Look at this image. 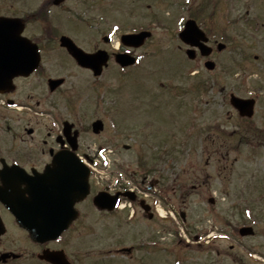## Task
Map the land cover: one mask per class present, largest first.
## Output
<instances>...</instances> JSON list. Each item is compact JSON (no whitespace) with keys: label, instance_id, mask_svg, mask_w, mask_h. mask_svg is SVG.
<instances>
[{"label":"rangeland","instance_id":"1","mask_svg":"<svg viewBox=\"0 0 264 264\" xmlns=\"http://www.w3.org/2000/svg\"><path fill=\"white\" fill-rule=\"evenodd\" d=\"M42 1L0 0V13H8L12 5L19 14L34 13ZM176 1L179 0L139 2L143 7L139 8L138 20L147 24L148 15L155 13L163 27L155 26L152 39L139 52L141 61L136 69L120 72L113 64L109 77L99 82L92 78L80 80L84 76L71 67L63 70L70 81L65 92L59 94L61 99H56V112L62 117L72 112L61 103L66 93L87 95L86 104H90L86 109L90 107L92 112L88 120L105 119V132L95 141L108 146L116 162L126 167L129 187L136 188L131 177L140 173L141 157H147L148 169L156 165L164 178L162 186L176 188L175 193L164 187L158 191V204L168 214L166 220L159 217L148 226L137 215L130 219V210L124 219L97 220L93 233L97 256L90 264H264V18H259L264 15L260 12L264 10V0H219V10H223L225 18L235 7L230 16H243L263 27L256 25L260 29L255 34L249 25L248 29L240 27V34L225 25V43L241 42L234 37L243 36V44L253 46L239 50L229 46L221 55L219 73L202 67L191 76L181 74L186 68L178 43L181 41L178 36L173 39L170 29L177 17ZM197 1H192V9ZM128 2L131 7L133 0ZM107 3L109 9L112 6L108 10L112 19L121 20V0ZM150 3L153 7L147 8ZM99 7L97 10L102 9ZM134 11L129 8V19ZM126 30L120 29L115 41ZM230 92L239 96L253 94L258 99L251 119L255 126L252 124L253 131L246 135L250 142L241 139L245 132L238 126V118L227 117ZM221 145L220 151L229 152L228 158L220 159ZM168 155L173 158L162 161ZM195 185L202 188L196 189ZM181 212L186 213L185 222ZM244 225L253 226L255 234L241 237L238 230ZM140 229L149 232L147 237H139ZM74 235L79 234L74 231ZM80 237L89 240L91 234L85 231ZM80 242L79 251H83ZM131 246L138 247L132 256L118 254L119 248ZM106 249L113 250L104 252Z\"/></svg>","mask_w":264,"mask_h":264},{"label":"flooded vegetation","instance_id":"2","mask_svg":"<svg viewBox=\"0 0 264 264\" xmlns=\"http://www.w3.org/2000/svg\"><path fill=\"white\" fill-rule=\"evenodd\" d=\"M139 2L142 0H133L132 6L129 7L128 0H125L121 6L123 16L121 20H118L119 22H115L117 19L115 21L112 19V15L108 11L111 6L109 9L107 0H84L82 3L80 0H65L59 5H55L53 0H44L34 13L19 14L13 5L8 14L0 13V16L21 18L24 24L21 34L23 38L19 39L21 49L11 50L10 55L25 57L26 48L28 49L26 39L38 47L40 55V63L33 73L29 76L16 77L12 89L0 91V196L6 194L10 200L6 203L0 200V264H56L55 262L90 264L96 257L93 244L96 221L109 217L124 219L128 216L129 210L126 206H122L126 202V197L123 194L129 187L126 167L118 164L112 155H107L108 146L97 145L95 141L97 136H101L105 132V127L103 131L96 134L93 124L99 119L105 122V119L99 117L91 121L88 120L87 117L92 112H89L90 107L86 109L90 104V102L86 104L87 95L84 96L86 91L82 95L84 97L70 96L66 93V99L62 98L64 102L61 101V103L66 104V108H71L72 112L66 113L63 117L56 112V107L58 106L57 100L61 99L59 94L65 92L67 83L70 81V76L63 74L65 68L71 67L79 76L83 75L84 77H80V80L92 78L93 81L99 82L109 77L108 73L113 64L119 68L114 59L116 54L129 53L139 59L138 54L141 49L122 45L118 50L112 48V40L115 39L119 28L127 29L123 33H139L144 30H152V26L158 24L154 16L155 13L149 14L150 20L146 26H144V22L138 20L137 15H140V9L143 7ZM197 2L199 3L192 9L191 0L176 1L174 4H176L177 17L170 29L173 31V39L175 36L179 38L186 23L195 21L208 38L207 45L211 49V54L210 56H201L197 53L194 60L186 57L184 59L186 62L185 75L191 76V67L194 64L196 65L194 68L196 75L208 60L214 61L216 66L212 70H205L217 74L221 70V55L229 46L233 50L248 49L253 46V44H243V36L234 37L241 42L235 40V42L225 43L223 37L225 25L226 28L230 27L233 33H240L242 32L240 27L245 28V24H248L254 28V23L247 19L244 21L240 17L230 16L234 9L227 12L228 16L225 18L223 10H219L221 8L219 0H198ZM100 5L102 9L97 10ZM147 7L152 8L153 5L147 4ZM129 8L133 11L137 8V12L134 11V16L130 19L127 16ZM185 8L187 13L186 16H183ZM113 25H115L114 29ZM62 37L72 39L88 55L100 53L99 58H94V61L105 60L107 55L109 59H107V64L104 63L101 75L95 76L92 69L79 65L68 50L61 45ZM222 43L226 45V49L219 50L218 46ZM180 44V50L185 55L190 46ZM29 52H31V47ZM50 81L62 83L51 90ZM81 92L83 90L79 93ZM232 94L235 93L230 92V97ZM103 95L101 93V97ZM240 97L248 98L247 96ZM66 116L68 117L66 118ZM227 117L232 120H234L233 117L238 118V126L241 127V131L245 132L241 139L250 142L251 139L246 135L253 131L252 124L254 126L255 124L252 120L241 117L239 112L233 108L227 112ZM84 118L89 123H85ZM235 133H237V129L236 132H232V135L234 136ZM262 136H264V132ZM222 147L221 145L219 151ZM220 156V159L228 158L229 152L225 154L220 151ZM172 158L171 155H168L162 161L167 162ZM60 160L70 162V164L74 161L84 164V166L75 165L80 168L82 173L86 172L87 174L89 195L83 201L72 202L78 194L73 180L62 178L57 181L59 184L54 188L56 181L45 177L46 173L49 172L51 175L54 172L57 167L54 163ZM141 160L143 163L147 157H141ZM108 161L110 162L109 168L105 165ZM159 161L157 159L156 162ZM66 164L69 165L66 168L74 167L69 163ZM95 166L105 174L101 182L96 180ZM140 168V173L136 175V178L131 177L137 184V191H133L135 194L133 204L137 212L135 211L132 218L137 215V219L140 218L147 222L149 226L159 221L154 206L157 192L161 191V187L163 190L164 187V189H168V192L173 190L175 193L176 188L175 186H167V188L162 186L164 178L156 165L151 169L154 175H150L144 166ZM33 186L47 187L49 190L46 194L54 195L55 199L61 200L60 202L40 203L41 208L46 210L45 214L50 213L47 211L48 209L56 210L55 214L60 226L69 225L68 229L63 231L57 239L32 240L29 233L17 224L15 215L11 211L12 208H19L20 205L12 202L15 200L16 194H23L27 199L30 197V188ZM194 188L200 189L202 186L195 185ZM145 192L148 194L147 198H145ZM99 193H104L110 200H112V196H115L117 207L112 211L96 207L94 200ZM22 205L26 204L22 203ZM79 228L80 231H78ZM74 231L79 235L75 236ZM85 231L91 234V239L83 240L80 237L85 234ZM139 232L141 239L147 237L149 233L144 229H140ZM79 238L84 247L83 251H79L81 243ZM137 248L133 247L132 251L135 252ZM107 251L111 252V249ZM49 255L54 257V261L46 259Z\"/></svg>","mask_w":264,"mask_h":264},{"label":"water","instance_id":"3","mask_svg":"<svg viewBox=\"0 0 264 264\" xmlns=\"http://www.w3.org/2000/svg\"><path fill=\"white\" fill-rule=\"evenodd\" d=\"M62 0H55L56 3L61 2ZM17 23V21H15ZM14 26V20H9V19H3L0 18V88H6L10 84L12 78L16 75L19 74H28L36 65L38 62V57L37 53L35 51V48H31V52H29V48L27 50L28 56L27 59L24 61H20L18 58L16 63L11 62L10 60L11 57L9 55L10 51L13 49H19L20 47L16 45V43L10 42V38L15 39L16 41H19L20 36V30L17 29H12L11 28ZM150 34L144 33L141 35H134V36H125L123 38L124 43L128 45H134V46H140L143 44L145 38L149 36ZM199 33L197 31L192 32V37L196 40L198 38L200 39ZM181 37L186 40L187 34L182 33ZM15 41V42H16ZM63 45H66L71 53L74 55V57L80 61L83 65L87 67H92L93 62L96 63L98 66H101V64L104 63V60H97L94 61V58H97V56H89L82 51H80L78 48H76L68 39H63ZM29 46V45H28ZM98 59V58H97ZM106 60V58H105ZM120 62L122 65H128L134 62V60H130L127 58V56H122L119 58ZM232 103L233 105L240 110V112L243 115H248L252 116L253 115V106L254 102L253 101H245L239 98H232ZM102 128V125L100 123L95 124V130L98 131ZM60 165L58 168L54 169V172L49 175H45V177H49L52 180H55V186L54 188L59 184L57 181H60L62 178L63 179H71L75 182V187L77 189L78 194L76 195L75 200H72V202L77 201L78 199H82L84 196L87 195L88 193V188L86 186V180H87V174L86 172H81L77 164L71 163V165H74V167H69L66 168L64 167L66 163H70L67 161H57ZM57 165V163H55ZM77 182H79L77 184ZM30 198L26 199L23 194H18L21 195V199H15V203L20 204L19 208H12V211L16 214L17 219L20 221L21 225L25 226L30 232L31 235L35 238L40 239L42 236L43 238L41 239H46L49 238L50 235H48L47 231L44 233H40L38 230L41 228H50L53 229V232L58 228L57 223L53 215L52 218H50V222L43 221L41 222V216L43 215L38 214V206L40 203L48 201V202H56V201H61L55 199L54 195L51 196V194H46L47 190H49L47 187H36L33 186L30 188ZM83 189V190H82ZM49 195V197H47ZM1 199L3 201H8L4 197ZM26 204V205H22ZM29 205V206H28ZM105 206L104 204H102ZM44 218V217H43ZM45 220V219H43ZM40 221V222H39ZM53 232L51 236H53ZM240 234L242 236H247V235H253L254 231L251 227H244L240 230ZM48 235V236H47Z\"/></svg>","mask_w":264,"mask_h":264}]
</instances>
